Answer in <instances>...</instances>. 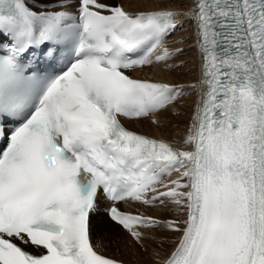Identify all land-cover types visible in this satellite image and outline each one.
Instances as JSON below:
<instances>
[{
    "label": "snow or ice",
    "instance_id": "1",
    "mask_svg": "<svg viewBox=\"0 0 264 264\" xmlns=\"http://www.w3.org/2000/svg\"><path fill=\"white\" fill-rule=\"evenodd\" d=\"M43 7L0 0V264H125L93 243L101 198L137 254L150 233L179 234L155 264H264V0ZM184 20L195 23L202 74L178 148L122 121L159 126L185 94L128 74L181 51L165 41Z\"/></svg>",
    "mask_w": 264,
    "mask_h": 264
},
{
    "label": "bare ground",
    "instance_id": "2",
    "mask_svg": "<svg viewBox=\"0 0 264 264\" xmlns=\"http://www.w3.org/2000/svg\"><path fill=\"white\" fill-rule=\"evenodd\" d=\"M121 5L130 11H135L137 8V0H119ZM30 6L35 10L42 11L43 8H36L33 5L43 3L45 5L51 6L56 2V0H27ZM110 3L114 4L115 0H109ZM193 5V0H181V2L172 3L169 0H142V6L145 9H181L186 10L191 8ZM181 29H185L182 31L184 34L183 42L180 46H172L170 44V38L165 41V46L174 53L177 50L186 49L188 50V46L190 45L189 37H192L191 44H195L194 47V60L191 62L189 58L186 66L180 70L179 63L180 60L183 61L181 57L182 53L179 51L174 58V60H169L167 63L163 65H159L156 67V71L153 75H149V71L147 67L143 69L132 70L134 74V78L141 79H151L156 82L170 83L174 85H183L185 87V94L183 98L180 99L179 106L175 107V104L171 106L168 110L158 114V119L160 120V125H154L151 123V118L143 119L140 121H125L128 128L131 130L147 135L154 139H163L169 143H171L174 147L182 148L183 147V139L186 135L187 128L192 123V117L195 113L197 104L199 102V81L201 79V57L200 51L197 44L196 38V27L195 23L190 20H184V27ZM181 34V35H182ZM182 38V37H181ZM180 38V39H181ZM178 39V41L180 40ZM186 39V40H185ZM182 40V39H181ZM172 41H174L172 39ZM171 41V42H172ZM182 72V75L178 74ZM197 84L198 88L196 90L192 89L190 85ZM177 117V118H176ZM125 209L127 211H139L145 213L147 215L155 216L159 219H174L176 217L175 212H171L169 210L161 209V208H144L137 204H129L125 203ZM108 206L104 204L102 199L99 203V211L93 217V231H92V240L94 244H98L101 248L100 251L103 255L115 258L118 260H122L125 264H155V262L159 258H151L143 257L141 255V251L132 248V245L129 241V238L126 233H124L119 226L112 223L106 216V220L104 218V208L106 209ZM112 223V224H111ZM117 227L123 233L122 239L119 240V243H116L115 235L112 228ZM102 229V230H101ZM104 231V233L102 232ZM170 243L169 246H164L162 244H154L159 247L162 251L161 254H166L169 252L172 247L175 246V242L179 238V234L170 233ZM169 238V237H168ZM95 241V242H94ZM171 244V246H170ZM26 250L31 252H35L36 249L28 246H24ZM153 248V247H152ZM107 252H112L108 254ZM156 256V255H155Z\"/></svg>",
    "mask_w": 264,
    "mask_h": 264
},
{
    "label": "rangeland",
    "instance_id": "3",
    "mask_svg": "<svg viewBox=\"0 0 264 264\" xmlns=\"http://www.w3.org/2000/svg\"><path fill=\"white\" fill-rule=\"evenodd\" d=\"M170 2H172V3H176V2H181V0H169ZM114 4H118V5H121V3H120V1L119 0H115V2H114ZM45 4H43V3H39V4H34L33 6L34 7H36V8H43V6H44ZM122 6V5H121ZM185 29H180L179 31H177V32H175L173 35H171L169 38H170V40L172 41V39L174 40V41H170V44L173 46H180V44H181V42H179V41H183L184 39H183V37H184V34H182L183 32L182 31H184ZM182 34V35H181ZM182 37V38H181ZM168 38V39H169ZM182 40H181V39ZM178 39H180L179 41H178ZM186 40V39H185ZM191 40H192V37H189V40L188 41H190V45L188 46L189 48H188V50H186V49H182V51H181V53H182V55H181V57L180 58H182L183 59V61H181L180 60V63H179V69L180 70H182V68H184L185 66H186V63H187V61H185L187 58H189L190 60H191V62L194 60V47H195V44H191ZM176 55H174V57L171 59V60H174V58H177V57H175ZM163 64H165V63H163ZM163 64H161V65H163ZM160 65V64H159ZM159 65H155V66H152V67H147V70L149 71V75H153L154 74V72L156 71L155 69H156V67L158 68V66ZM178 74H180V75H182V72L180 71ZM181 98H183V96L181 97ZM180 98V99H181ZM180 99L176 102V104H175V107L174 108H177L178 106H179V103H180ZM177 118V117H176ZM105 213H106V211L104 210V218H105V220L107 219L106 218V216H105ZM112 224V223H111ZM110 227H111V225H109ZM112 228V227H111ZM102 230V229H101ZM112 230H113V232H114V235H115V238H119V240L120 239H122V237H123V233H122V231L120 230V229H118L117 227H114V228H112ZM103 233H104V231H102ZM170 233L169 232H167V231H157V232H155V233H150L149 235H150V237H152L153 239L148 243V250H147V252H144L143 250H140L141 251V255L143 256V257H147L148 259H151V258H161V257H163L164 256V254H161L162 253V251L159 249V247H157V245H155L154 246V244H162L161 242H163V244L162 245H164V246H169V243H170V235H169ZM169 237V238H168ZM95 242V241H94ZM170 246H171V244H170ZM153 247V248H152ZM173 248V247H172ZM98 250H101V248H98ZM156 252H159L160 253V257H158V256H155V253ZM108 254H111L112 252H107ZM151 260H153V259H151Z\"/></svg>",
    "mask_w": 264,
    "mask_h": 264
}]
</instances>
